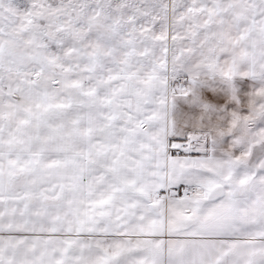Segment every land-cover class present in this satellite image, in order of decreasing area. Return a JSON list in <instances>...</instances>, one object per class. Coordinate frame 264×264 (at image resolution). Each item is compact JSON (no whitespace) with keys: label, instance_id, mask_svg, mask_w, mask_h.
<instances>
[{"label":"snow or ice","instance_id":"6c2138e0","mask_svg":"<svg viewBox=\"0 0 264 264\" xmlns=\"http://www.w3.org/2000/svg\"><path fill=\"white\" fill-rule=\"evenodd\" d=\"M0 264H264V0H0Z\"/></svg>","mask_w":264,"mask_h":264}]
</instances>
